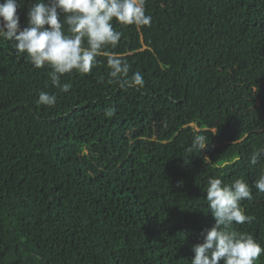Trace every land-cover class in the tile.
I'll return each mask as SVG.
<instances>
[{"label":"trees","instance_id":"trees-1","mask_svg":"<svg viewBox=\"0 0 264 264\" xmlns=\"http://www.w3.org/2000/svg\"><path fill=\"white\" fill-rule=\"evenodd\" d=\"M34 0H21V29ZM150 26L113 21L109 51L144 87L108 83L106 58L63 93L0 38V264H190L214 224L206 180L243 178L264 247V0H146ZM103 78V80H101ZM56 94L54 107L38 93ZM108 108L114 115L106 116ZM206 149L187 153L193 127ZM257 264H264V254Z\"/></svg>","mask_w":264,"mask_h":264},{"label":"clouds","instance_id":"clouds-1","mask_svg":"<svg viewBox=\"0 0 264 264\" xmlns=\"http://www.w3.org/2000/svg\"><path fill=\"white\" fill-rule=\"evenodd\" d=\"M146 0H34L27 11V26L21 29L18 8L21 0H0V38L15 41L17 53L35 69L49 68L51 84L63 93L72 88L62 82L65 74H88L106 58L108 83H118L121 89L144 87V78L136 72L129 76L127 60L110 52L121 40L122 33L114 30L113 21L137 28L150 26L152 17L146 13ZM103 80V78H101ZM37 105L54 107L56 94L38 93ZM106 116L114 115L108 108ZM208 146V137L193 127L187 153L201 152ZM264 147L250 154L252 165L260 163ZM255 188L264 193V170L258 172ZM214 224L202 232V242L192 247L190 264H257L264 247L251 234L232 229V225L252 223L253 217L241 210V202L252 199V191L243 178L225 183L221 178H207L203 189Z\"/></svg>","mask_w":264,"mask_h":264}]
</instances>
